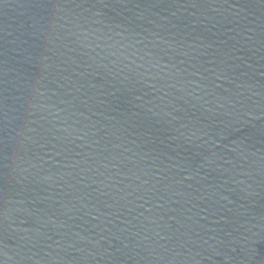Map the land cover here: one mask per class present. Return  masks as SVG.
I'll return each instance as SVG.
<instances>
[{
    "label": "water",
    "instance_id": "obj_1",
    "mask_svg": "<svg viewBox=\"0 0 264 264\" xmlns=\"http://www.w3.org/2000/svg\"><path fill=\"white\" fill-rule=\"evenodd\" d=\"M0 264H264V0H0Z\"/></svg>",
    "mask_w": 264,
    "mask_h": 264
}]
</instances>
